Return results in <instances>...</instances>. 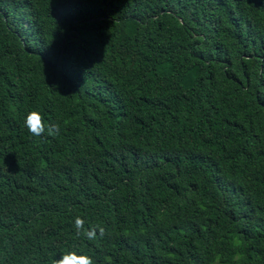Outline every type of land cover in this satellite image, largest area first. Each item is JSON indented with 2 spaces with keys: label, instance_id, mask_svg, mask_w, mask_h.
Here are the masks:
<instances>
[{
  "label": "trees",
  "instance_id": "1",
  "mask_svg": "<svg viewBox=\"0 0 264 264\" xmlns=\"http://www.w3.org/2000/svg\"><path fill=\"white\" fill-rule=\"evenodd\" d=\"M70 252L264 264V0H0V264Z\"/></svg>",
  "mask_w": 264,
  "mask_h": 264
},
{
  "label": "clouds",
  "instance_id": "2",
  "mask_svg": "<svg viewBox=\"0 0 264 264\" xmlns=\"http://www.w3.org/2000/svg\"><path fill=\"white\" fill-rule=\"evenodd\" d=\"M23 127L27 129L28 133L33 137H39L45 133L48 136H58L60 132V125L54 123H45L43 115L37 110L29 111L24 117ZM84 218L77 216L74 221V227L77 235H82L88 240H93L97 236V229L95 227L90 229L84 228ZM104 229L99 228V233L102 235ZM56 259L52 260L50 264H94L92 257L70 252L63 254L62 256H55Z\"/></svg>",
  "mask_w": 264,
  "mask_h": 264
}]
</instances>
